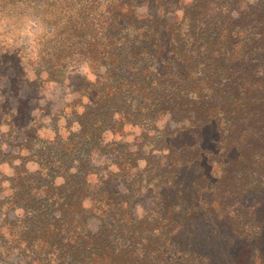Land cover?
Masks as SVG:
<instances>
[{
	"label": "trees",
	"instance_id": "1",
	"mask_svg": "<svg viewBox=\"0 0 264 264\" xmlns=\"http://www.w3.org/2000/svg\"><path fill=\"white\" fill-rule=\"evenodd\" d=\"M142 1L0 0V26L12 28L0 39L4 91L12 87L21 98L28 82L25 48L14 43L26 20L40 29L32 45L37 79L43 73L54 80L57 70L84 63L90 86L99 85L81 113L72 111L79 131L59 139L65 144L55 153L48 148L38 171L18 179L9 203L23 219L15 220L10 242L25 244L26 264H215L199 240L204 228L212 227L213 239L248 230L245 259L264 264V0L237 18H209L197 2L176 20L166 17L167 3L155 0H148L149 14L138 13ZM0 105L4 110L9 100ZM165 115L173 132L148 136L160 147L149 161L160 184L149 189V220L133 206L140 176L118 160L116 173L99 177L89 159L111 152L100 144L103 134L131 125L146 134ZM127 151L117 148L133 164ZM77 155L82 162L73 167ZM91 175L98 178L93 188ZM117 178L130 180L126 192L111 184ZM37 184L43 197L31 193Z\"/></svg>",
	"mask_w": 264,
	"mask_h": 264
},
{
	"label": "rangeland",
	"instance_id": "2",
	"mask_svg": "<svg viewBox=\"0 0 264 264\" xmlns=\"http://www.w3.org/2000/svg\"><path fill=\"white\" fill-rule=\"evenodd\" d=\"M143 0L142 2H144ZM158 5L167 3L169 11L165 14L166 17H173L174 20L184 17L189 5L194 6L197 2L206 7L209 18H217L219 16L227 15L230 18H237L238 15L247 11L249 7L254 6L258 0H155ZM140 2V3H142ZM146 4L137 8L138 13L149 14L151 7ZM150 8V10H149ZM217 16V17H216ZM39 25L34 21H25L16 34L15 47L25 48L22 55V64L26 65L25 75L28 82L25 88H19L22 97L14 98L13 93L4 91L0 86V103L3 99L9 100V107L4 110L0 109V264H26L29 259V252L24 251L25 244L18 243L16 246L11 244L10 240L14 236L15 220L23 219V211L17 207L13 208L9 203L10 197L16 194L15 185L18 179L25 178L24 171L34 173L40 169L39 163L42 162L44 155L48 152V148L53 153L56 152L59 144V139H64L76 134L78 130L76 111L78 114L82 112V107L87 105L90 89H97L99 85L90 86L93 82V76L89 73L87 66L84 63L79 65H68L57 70L54 80L47 78L46 74H41L40 80L35 77L36 70H33L34 52L33 40L36 33L39 31ZM12 28L6 24L0 26V39L10 38L8 35ZM3 44L0 45V47ZM4 49L1 47V50ZM31 57V59H30ZM85 77L88 79L82 80ZM95 83H99L95 81ZM17 86H15L16 88ZM18 89V88H16ZM20 95V94H19ZM97 97L93 94V102ZM1 106V105H0ZM12 107H16L14 110ZM10 108V110H9ZM19 110V111H18ZM173 132L174 121L167 115L160 117L153 130L149 133L136 125L126 126L120 131L111 134H103L101 145H106L111 150L109 154H102V152H92L90 154L89 168L93 167L97 170L96 175L104 177L109 173H116V163L120 160L125 165L130 166L131 174H138L141 180V187L136 193V202L134 208L139 217L152 215L149 213L151 207V193L157 191V186L160 185L154 171L157 165L149 164L152 159H157L160 147H154L151 144L152 138L156 131L164 130ZM212 137H207L210 139ZM127 148V152L134 153L133 164L123 162L118 156V146ZM167 144L163 145L160 151L166 149ZM116 152H112L115 151ZM166 151V150H165ZM117 156V158H115ZM86 158V154L82 156ZM81 156H76V161L73 167H76L82 161ZM152 157V158H151ZM151 158V159H150ZM74 172V170H72ZM97 177L91 175L88 177L90 187L93 188V183L97 181ZM20 182V181H19ZM63 182L61 177L54 180L56 185ZM130 182L129 179L122 182L117 178L111 184L120 189L121 193L126 192V185ZM24 183V182H21ZM35 185V189L31 193L35 196H42V186ZM24 198V195H19ZM86 206L90 205V200H84ZM23 205V204H20ZM151 212V210H150ZM9 222L11 226H9ZM97 221L90 220L89 228L93 229ZM8 227V228H7ZM213 230L212 227H205L204 231L200 233L199 240L201 246L208 251L209 257L215 264H235L230 261L237 259V264H251L245 259V254L250 251L249 238L250 232L244 230L240 234L229 233L221 231L219 236L212 238L208 231ZM38 264V263H35Z\"/></svg>",
	"mask_w": 264,
	"mask_h": 264
}]
</instances>
